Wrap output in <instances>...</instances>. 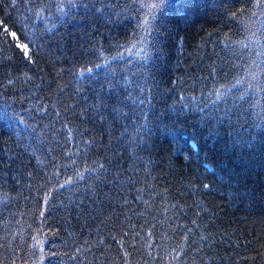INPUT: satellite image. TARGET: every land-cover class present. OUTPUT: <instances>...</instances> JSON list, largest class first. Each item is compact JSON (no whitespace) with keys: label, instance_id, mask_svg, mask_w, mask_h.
<instances>
[{"label":"trees","instance_id":"trees-1","mask_svg":"<svg viewBox=\"0 0 264 264\" xmlns=\"http://www.w3.org/2000/svg\"><path fill=\"white\" fill-rule=\"evenodd\" d=\"M160 3L0 0V264H264V0Z\"/></svg>","mask_w":264,"mask_h":264},{"label":"snow or ice","instance_id":"snow-or-ice-1","mask_svg":"<svg viewBox=\"0 0 264 264\" xmlns=\"http://www.w3.org/2000/svg\"><path fill=\"white\" fill-rule=\"evenodd\" d=\"M163 4H164V0H161V3L160 4L154 5L153 7H163ZM4 31H5V33L7 35H10L13 39H16L17 32L11 30V26L4 27ZM17 47H20V45H17ZM23 51H24L25 54H27L29 52L28 45H24L23 46ZM97 67H99V65H97ZM101 167H103V166H101ZM204 187H208V185H204Z\"/></svg>","mask_w":264,"mask_h":264}]
</instances>
